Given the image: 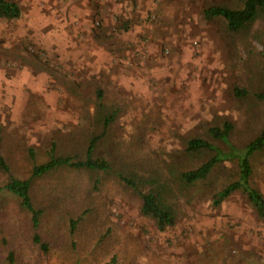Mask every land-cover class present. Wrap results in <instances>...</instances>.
Listing matches in <instances>:
<instances>
[{
	"label": "rangeland",
	"instance_id": "1",
	"mask_svg": "<svg viewBox=\"0 0 264 264\" xmlns=\"http://www.w3.org/2000/svg\"><path fill=\"white\" fill-rule=\"evenodd\" d=\"M12 1L22 13L0 19V127L14 175L26 178L31 160L44 161L52 142L73 146L86 135L100 88L119 111L106 148L130 155L147 174L165 176L178 217L159 233L140 215L136 193L111 178L90 192L84 172L39 182V206L72 217L88 209L76 237L101 246L100 264L114 255L117 264H264V220L238 193L211 204L235 178L236 159L193 186L177 180L209 156H186L189 138L208 139L209 126L228 120L237 149L261 128L264 101L254 94L264 93L262 22L233 35L222 20L203 18L208 6L240 8L244 0ZM236 85L250 92L244 101L235 100ZM253 165L252 184L264 194V152ZM61 238L69 241L67 228Z\"/></svg>",
	"mask_w": 264,
	"mask_h": 264
},
{
	"label": "trees",
	"instance_id": "2",
	"mask_svg": "<svg viewBox=\"0 0 264 264\" xmlns=\"http://www.w3.org/2000/svg\"><path fill=\"white\" fill-rule=\"evenodd\" d=\"M20 6L12 0H0V19L18 20ZM206 21L220 19L228 33L248 34L257 22H262V50L264 61V0H244L240 8L208 6L203 11ZM256 37V36H253ZM250 92L236 85L233 95L236 101H244ZM264 101V93L254 94ZM119 115L114 104H107L100 88L95 89L92 113L88 114V130L73 146H62L52 142L44 161L38 163L32 150L28 151L31 168L26 178L16 177L11 163L5 157L1 143L0 127V264H100L105 256L98 244H79L76 237L88 209L76 217L48 212L39 206L38 197L43 192L38 183L62 172H84L88 174L90 192H98L103 178L113 179L119 185L136 193L140 198V215L149 219L159 233L173 228L177 221L178 201L165 176L145 173L138 169V162L130 155L117 157L111 148H106L111 125ZM234 125L224 120L220 125L206 129L208 139L191 137L184 145V154L195 157L208 153L206 161L198 167L177 174L178 182L190 187L209 179L215 167L224 161L236 159L235 178L211 197V204L219 207L233 194H240L249 204L256 217L264 220V194L252 184L253 161L264 152V119L257 135L241 148L231 144ZM212 142L223 143L227 151ZM110 147V146H109ZM45 190L54 192L53 187ZM55 194V193H54ZM9 211L12 215H9ZM68 229L69 241L61 238L63 229ZM107 232H111L107 230ZM105 254V253H104ZM112 256L104 264H117ZM116 262V263H115ZM231 264H237L233 261Z\"/></svg>",
	"mask_w": 264,
	"mask_h": 264
}]
</instances>
